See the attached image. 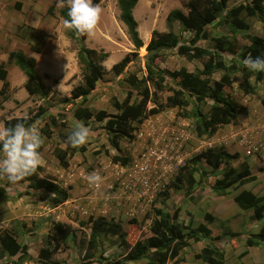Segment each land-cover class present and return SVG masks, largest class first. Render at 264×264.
<instances>
[{"label": "rangeland", "instance_id": "374dc122", "mask_svg": "<svg viewBox=\"0 0 264 264\" xmlns=\"http://www.w3.org/2000/svg\"><path fill=\"white\" fill-rule=\"evenodd\" d=\"M188 1L138 2L134 17L144 43L138 51L141 60L117 76L111 72L112 66L136 50L120 19L119 0H101L103 13L96 34L83 36L82 42L88 48L108 53L109 57L103 63L106 74L86 101L80 99L65 104L63 100L84 82V68L78 62L75 43L69 30L63 27L64 18L60 15V10L67 7L66 0L64 6H61L62 0H0V63L6 64L12 51H20L26 57L36 55L40 78L53 90L45 98L29 95L24 73L14 64L7 65L10 91L7 100L0 98V123L12 118L33 117L40 109L46 110L34 125L44 140L41 150L44 163L36 173L65 189L71 187L70 199L53 207L51 196L29 189V182L13 185L1 179L8 197L0 201V233L12 234L21 245L27 246L28 252L22 258H0V264H83L92 234L90 217H103L120 224L127 233L129 247H133L137 241H145L152 235L153 208L172 212L177 207L181 209L178 222L184 227V234H189L187 227L203 226L212 238H218L214 243L225 253L223 264H264V248L247 246L250 235L264 234V219L254 220V210L243 211L234 201V196L243 190L264 196V84L257 82L255 77L251 78L256 89L254 94L246 95L238 83L225 88L224 94L232 96L239 104V124L223 125L212 137H198L195 120L179 116L182 111H191L192 106L183 104L190 94L185 93L180 107L173 106L166 101L172 92L161 93L149 83L152 95L149 107L163 105L164 108L160 114L137 125L132 143L122 142L121 151L117 152L109 143L104 124L93 119L87 124L82 122L91 129L90 137L83 145L86 152L71 158L67 169L60 166L56 157L58 149L67 147L61 135H68L81 123L74 118L78 108L118 114L113 102L122 103L130 90L134 93L132 102L141 99L128 78L130 75L140 79L147 77L145 57L149 52L146 47L153 31L168 32L169 14L177 9L187 14ZM247 1L250 0H232L229 7ZM50 8L53 14H49ZM245 19L251 26L248 31H238L218 21L207 31L212 38L225 36L247 46L251 36L264 37V23L259 18ZM172 30L183 44L190 45L192 34L176 20L172 21ZM142 34L150 35L148 42ZM200 46L213 49L214 42L202 40ZM223 58L227 63L233 61L228 55ZM155 63L160 69L172 72L185 68L198 74L203 69L200 61L179 55L177 49L163 52ZM223 74L216 73L214 81ZM170 85L174 86L171 82ZM202 109L207 110L205 106ZM209 148H223L231 155L238 153L237 159L230 160L222 168H233L238 172L247 170L256 177L255 180L230 188L225 194L220 193L216 187L223 175H215L203 160L200 173L194 175L195 186L190 189L189 168L185 167L190 159ZM123 158H129L130 163L122 165L113 160ZM93 172L103 178L99 188L91 187L87 182V175ZM177 185L179 190L175 188ZM57 222L71 228L67 238L63 239L54 229ZM188 243L182 252L181 264H209L196 256L203 247L215 245L209 240L191 239ZM45 249L50 252L48 259L40 256ZM128 249L119 246L118 237L101 231L99 246L92 250L96 260L93 264H113L118 260L121 264L147 263L146 260L125 261Z\"/></svg>", "mask_w": 264, "mask_h": 264}, {"label": "trees", "instance_id": "16d2710c", "mask_svg": "<svg viewBox=\"0 0 264 264\" xmlns=\"http://www.w3.org/2000/svg\"><path fill=\"white\" fill-rule=\"evenodd\" d=\"M231 1L189 0L186 3L187 14L178 9L173 10L167 18L170 30L168 32L153 31L152 38L146 47L150 55L149 60L145 63L147 77L140 79L137 75H130L128 78L130 85L138 90L137 95L141 99L132 102L134 93L130 90L127 98L122 103L113 102L114 108L119 111L118 114H109L105 110L94 111L83 107L75 111L74 118L85 124L93 119L100 124H104L103 129L108 134L110 145L114 150L120 152L122 142L132 143L135 140L134 132L137 125H141L150 117L160 114L164 108L163 105L149 107L152 97L149 83H152L157 91L161 93L172 92V95L166 101L173 106L180 107L185 93L190 94L188 101L185 100L183 104L188 107L192 106V109L191 111H182V114L180 112L179 116L195 120V130L200 138L214 136L223 125H238L240 118L239 104L232 96L225 95L224 90L232 87L234 83H238L239 89L246 95L254 94L256 89L251 82L253 77L257 82L264 84V73H252L243 64V60L249 54L253 57L264 56V37L251 36L250 45L243 46L237 39L231 40L225 36L212 38L207 28L218 21L220 24L230 25L235 30L248 31L251 26L245 17L259 18L264 23V0H250L229 7ZM93 2L100 4L101 0H93ZM138 2L139 0H119L118 2L120 19L126 26L127 33L136 51L127 54L120 62L112 66L111 72L117 76L123 74L132 63L141 60L138 51L144 47V43L134 17V9ZM19 7L20 5L17 4V8ZM48 12L53 14V9L50 8ZM60 15L64 19L67 18V7L60 10ZM173 20L179 22L185 31L192 34L190 45L183 44L180 36L173 32ZM69 36L75 43L78 62L84 68V82L72 90L69 98L63 100L65 104H73L80 99L87 100L103 80L106 74L103 63L109 57L108 53L104 51L98 52L95 49L88 48L82 42L83 36L76 34L74 31L69 30ZM209 39L214 42L213 49L200 46V41ZM175 49L181 56L200 61L203 66L202 71L195 74L183 68L172 72L156 66L155 61L161 57L163 52ZM34 51L39 53L40 49ZM223 55L231 56L233 61L227 63ZM10 64L16 65L26 76L25 89L29 95L45 98L52 93V88L47 87L40 78L36 59L26 57L20 51H12L8 55L7 63H0V80L3 82L0 98L7 100L9 95L10 83L7 65ZM219 72L224 74L219 80L214 81V75ZM170 82L174 86L170 85ZM262 102L264 104V99ZM203 106L207 108L206 112L203 111ZM1 107L2 104L0 103ZM45 112L46 110L40 109L39 113L33 117L5 120L4 127L13 126L17 122H25V118H27V126H34ZM68 135H61L64 143ZM66 146L65 150L58 149L56 151V157L60 166L64 169L69 167L70 159L77 153H85L87 150L85 146L78 148H72L67 144ZM41 150L42 147L40 152ZM105 152L109 154V151L106 150ZM238 157V153L231 155L223 148H209L194 156L185 167V169L189 168V188L192 189L195 186L194 175L200 173L199 166L203 160L211 167L215 175H223V178L217 181L216 188L220 193L225 194L226 190L230 188L255 180L256 177L247 170L238 172L233 168H222V166H227L230 160ZM113 160L122 165L130 163L129 158H123L121 161L118 159ZM24 181L29 182V189L49 194L51 196L50 203L53 207L66 203L71 197L69 191L71 187L65 189L50 180L40 177L37 173L25 178ZM175 188L180 189L178 185ZM7 197L8 192L0 179V201L6 200ZM234 201L243 211L254 210V220L259 222L264 219V196H258L252 191L243 190L234 196ZM180 211L179 207L172 212L153 208L154 218L150 227L152 235L145 241H137L133 247H129L127 233L120 224L107 221L103 217L98 219L90 217L92 234L89 242L90 247L83 264L96 262L92 250H96L99 246L101 231L118 237L119 246L129 248L124 259L127 262L146 260V264H168L169 262L181 264V255L183 250L189 246V240H209L215 245L214 242L218 238H212L210 231L203 226L198 228L187 227L190 228L189 234H184V227L178 222ZM54 229L63 239L67 238L71 232L70 227H65L58 222L54 224ZM0 246V258L6 256L9 259L17 256L22 258L28 252L26 245H21L14 239L12 234L7 232L0 233ZM247 246L264 248V234L250 235ZM49 254V250L45 249L42 250L40 256L43 259H48ZM224 255V251L217 245L215 247L208 245L202 248L196 258L204 259L209 264H223ZM121 263L122 261L118 260L113 264Z\"/></svg>", "mask_w": 264, "mask_h": 264}, {"label": "clouds", "instance_id": "9594fccd", "mask_svg": "<svg viewBox=\"0 0 264 264\" xmlns=\"http://www.w3.org/2000/svg\"><path fill=\"white\" fill-rule=\"evenodd\" d=\"M65 5L62 0L61 6ZM67 18L63 27L81 36H94L102 17L103 9L93 0H66ZM243 64L252 73H264V56L249 54ZM25 122L10 127H0V179L17 184L33 176L44 163L40 149L44 143L40 131ZM91 129L78 123L65 143L72 148L83 146L88 141ZM91 187L99 188L103 178L93 172L86 177Z\"/></svg>", "mask_w": 264, "mask_h": 264}, {"label": "crops", "instance_id": "0c3cea01", "mask_svg": "<svg viewBox=\"0 0 264 264\" xmlns=\"http://www.w3.org/2000/svg\"><path fill=\"white\" fill-rule=\"evenodd\" d=\"M34 55V54H33ZM32 55V56H33ZM34 57L36 58V55H34ZM38 59V58H37ZM36 64H37V66H38V68H39V61H38V63H37V61H36ZM2 86H3V82L0 80V90L2 89ZM0 127H4V121H2L1 123H0Z\"/></svg>", "mask_w": 264, "mask_h": 264}, {"label": "bare ground", "instance_id": "6f19581e", "mask_svg": "<svg viewBox=\"0 0 264 264\" xmlns=\"http://www.w3.org/2000/svg\"><path fill=\"white\" fill-rule=\"evenodd\" d=\"M140 1V0H139ZM140 29L138 28V31H139ZM139 33H140V31H139ZM143 35V38H144V40L146 41V42H148L149 41V38H150V35H145V34H142Z\"/></svg>", "mask_w": 264, "mask_h": 264}, {"label": "water", "instance_id": "95a60500", "mask_svg": "<svg viewBox=\"0 0 264 264\" xmlns=\"http://www.w3.org/2000/svg\"><path fill=\"white\" fill-rule=\"evenodd\" d=\"M149 57H150V55L147 53V55H146V57H145L146 61L149 60Z\"/></svg>", "mask_w": 264, "mask_h": 264}]
</instances>
